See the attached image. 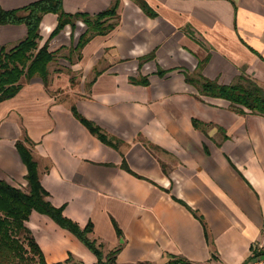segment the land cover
Instances as JSON below:
<instances>
[{
    "label": "crops",
    "instance_id": "0c3cea01",
    "mask_svg": "<svg viewBox=\"0 0 264 264\" xmlns=\"http://www.w3.org/2000/svg\"><path fill=\"white\" fill-rule=\"evenodd\" d=\"M36 1L0 0V8ZM143 1L155 15L120 0L112 32L95 36L77 60L57 57L48 86L36 76L0 103V179L28 190L22 140L48 200L82 227L92 222L91 236L107 250L122 246L117 264H246L264 248V116L202 94L187 74L264 89V0ZM114 2L64 0V11L95 16ZM58 23V14L44 15L40 46ZM86 30L82 19L75 31L67 25L50 50L75 51ZM27 34L25 24H0V45L10 49ZM27 226L50 264L70 254L97 261L49 216L34 211Z\"/></svg>",
    "mask_w": 264,
    "mask_h": 264
},
{
    "label": "trees",
    "instance_id": "16d2710c",
    "mask_svg": "<svg viewBox=\"0 0 264 264\" xmlns=\"http://www.w3.org/2000/svg\"><path fill=\"white\" fill-rule=\"evenodd\" d=\"M136 1L147 13L155 15L145 1ZM119 6L120 0H115L111 8L95 16L66 13L64 0H38L14 10L0 8V24H25L28 28L27 37L14 47L8 49L0 45V103L17 96L23 89L24 82H29L36 76H40L46 86L49 85V66L57 55L56 52L50 50V43L67 25H71L75 31L78 19L85 22L87 30L80 36L78 44L74 48L75 51L81 52L95 36L107 35L117 27ZM49 13L58 14L59 23L46 43L40 46L41 24L44 15ZM81 57L80 54L79 58ZM201 67L202 65H200V69ZM197 75H200L201 81H197L196 76L189 74H187V80L193 84L199 83L202 94L225 99L242 114L252 113L264 116V89L253 80L244 79L243 83L222 85L204 78L200 72ZM72 82H74L73 79ZM74 113L103 143L119 149V142L109 138L99 126L82 116L75 108ZM16 147L28 167L26 175L28 190L15 187L0 179V264H33L34 262L50 264L27 226L34 211L49 216L60 227L74 234L96 255L98 259L96 264H117V256L122 246L113 250L105 259L97 242L89 237L94 229L93 223L89 222L85 227H82L64 214V207L54 206L48 200L49 193L41 182L38 163L34 159L31 149L22 140L17 141ZM122 167L130 170L126 160L123 161ZM115 226L119 236L122 237V230L117 223ZM52 264H74L73 256L70 254L66 261ZM166 264L192 263L174 257Z\"/></svg>",
    "mask_w": 264,
    "mask_h": 264
},
{
    "label": "rangeland",
    "instance_id": "374dc122",
    "mask_svg": "<svg viewBox=\"0 0 264 264\" xmlns=\"http://www.w3.org/2000/svg\"><path fill=\"white\" fill-rule=\"evenodd\" d=\"M72 51V52H71ZM56 58H55V62H59V59L57 58V57H61V56H64V55H66V56H68L69 54L70 55H72L73 56V58L75 59V60H77L78 59V52L77 51H74L73 49H71V48H67V49H64V50H60V51H58V52H56ZM58 54H61V55H58ZM53 61V62H54ZM54 64V66H55V69H58V67L60 66L59 65V63L58 64ZM49 68H50V66H49ZM89 237L92 239V240H95L96 242H97V245H98V247L101 249V251L103 252V254H104V258L106 259L107 258V256L111 253V252H113V250H107V248L104 246V244H102V243H99L96 239H94L92 236H91V234H89ZM86 246V245H85ZM87 247V246H86ZM88 248V247H87ZM88 250L96 257V255L88 248ZM73 256V255H72ZM96 259H97V257H96ZM97 261H98V259H97ZM96 261V262H97ZM73 262H74V264H86V263H84V261H82V260H76L74 257H73ZM96 262L94 263V264H96ZM33 264H38L37 262H34Z\"/></svg>",
    "mask_w": 264,
    "mask_h": 264
},
{
    "label": "built area",
    "instance_id": "2783aa9c",
    "mask_svg": "<svg viewBox=\"0 0 264 264\" xmlns=\"http://www.w3.org/2000/svg\"><path fill=\"white\" fill-rule=\"evenodd\" d=\"M246 264H264V248L258 247L253 250Z\"/></svg>",
    "mask_w": 264,
    "mask_h": 264
}]
</instances>
